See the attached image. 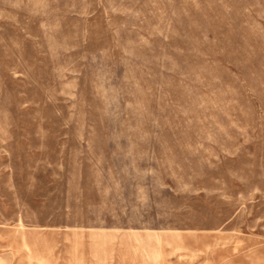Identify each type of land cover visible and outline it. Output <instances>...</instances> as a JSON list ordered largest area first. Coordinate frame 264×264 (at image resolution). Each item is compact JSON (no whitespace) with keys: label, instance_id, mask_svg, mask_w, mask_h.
Wrapping results in <instances>:
<instances>
[{"label":"rangeland","instance_id":"1","mask_svg":"<svg viewBox=\"0 0 264 264\" xmlns=\"http://www.w3.org/2000/svg\"><path fill=\"white\" fill-rule=\"evenodd\" d=\"M0 264H264V0H0Z\"/></svg>","mask_w":264,"mask_h":264}]
</instances>
